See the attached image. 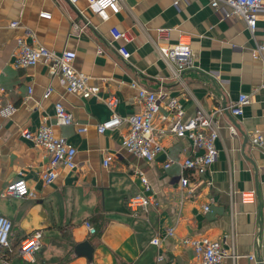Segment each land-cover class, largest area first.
Wrapping results in <instances>:
<instances>
[{
    "label": "crops",
    "instance_id": "1",
    "mask_svg": "<svg viewBox=\"0 0 264 264\" xmlns=\"http://www.w3.org/2000/svg\"><path fill=\"white\" fill-rule=\"evenodd\" d=\"M120 1L118 12L103 15L88 0H0V82L5 87L0 109L15 106L11 114L0 112V214L13 220L11 247L0 245V264H188L194 247L183 240L203 236L221 239L234 253L225 264H258L251 253L264 261V146L253 145L250 137L255 131L264 134V50L262 57L253 54L257 44H264V18L253 32L243 19L225 17L211 0ZM44 11L51 17L41 16ZM113 26L129 38L113 39ZM159 27L171 29L169 39L159 38ZM181 33L191 36L193 66L178 76L160 44L176 42ZM19 36L56 52L71 51L75 67L88 75L90 84L100 86L98 96L68 91L45 62L16 66ZM123 45L128 58L119 50ZM137 86L164 88L178 96L185 117L236 101L241 92L250 94L242 115H216L218 157L203 175L210 184L193 192L168 186L177 183L182 168L177 163L165 168L167 156L200 153L187 138L168 132L161 138L165 149L147 160L123 146L127 121L98 131L97 125L112 113L105 101L109 95L118 96L121 115L140 110ZM57 101L87 129L58 124ZM43 115L55 134L77 147L76 167L60 166L51 183L41 177L48 151L22 134L37 129ZM108 155L112 160L105 165ZM138 169L145 171L160 200L148 211L135 212L127 204L142 188ZM21 176L35 197L1 195ZM86 220L97 228L95 233ZM170 226L175 233L166 235ZM35 230L42 231L43 246L33 260H24L18 247ZM156 236L161 245L152 242Z\"/></svg>",
    "mask_w": 264,
    "mask_h": 264
},
{
    "label": "built area",
    "instance_id": "2",
    "mask_svg": "<svg viewBox=\"0 0 264 264\" xmlns=\"http://www.w3.org/2000/svg\"><path fill=\"white\" fill-rule=\"evenodd\" d=\"M90 8L96 12L106 15V11L118 12L121 8L120 0H88ZM178 4V1H176ZM211 5L220 10L225 17H239L243 19L251 31H255L260 18H264V0H211ZM43 17H51L49 12H41ZM18 21H12L10 25L17 26ZM158 36L160 39L167 40L171 34L169 27H159ZM113 39H127L126 31L117 26L111 28ZM191 36L181 33L176 42L160 44V52L175 66L178 76L182 72L193 66V53L191 47ZM124 57L130 56L129 50L123 45L119 47ZM264 44L259 43L253 49L255 57H262ZM14 64L19 67L35 65L39 62H45L49 65L55 75H58L70 92L81 93L84 97L97 95L100 86L90 84L86 73L78 70L74 65V54L69 50L56 52L44 45H39L28 41L25 37L19 36L13 53ZM1 76V70H0ZM136 85V83H133ZM137 98L141 104L139 111L130 115H121L116 107L119 102L117 95H109L105 101L111 109L110 116L97 125L99 132H105L117 128L122 122L127 121L130 125L129 130L123 135L122 144L132 154L143 157L147 160H153L165 148L162 143V137L168 132L176 134L178 137L187 138L191 141L193 151H200L195 156H183L174 158L167 156L164 162L165 168H170L177 163L182 168L177 183H170V187H179L183 191L193 192L203 183L210 184V181L203 178L208 171L209 166L216 161L218 150L216 140L219 136V124L217 114L230 112L233 115H242L245 106L250 102V94L241 92L236 99L229 104L206 111L198 109L192 116L185 117V110L178 96L171 94L167 89L159 88L152 90L147 87L137 86ZM30 87V92L32 91ZM52 86L46 89L45 95H49ZM5 87L0 82V92H4ZM15 110V106L9 104L0 112L8 115ZM55 117L58 124H76L78 131H85V125L78 123L71 111L63 102L55 103ZM230 128L235 131V126ZM22 134L30 139L35 145L46 149L50 155L47 166L41 171V177L46 183L55 181L59 174V167L66 166L71 169L76 167L77 147L69 141L64 135L55 134L48 115H43L39 127L35 130L24 129ZM251 142L256 146H264V134L255 131L251 134ZM112 160L108 155L104 159L105 165ZM185 171V172H184ZM187 171V172H186ZM190 171V172H189ZM141 177L142 188L128 197L127 204L132 211L143 209L148 211L150 207L159 206L160 200L157 196L155 187L142 169L137 170ZM196 175L195 179H192ZM1 195H17L22 197H35V189L31 188L24 177L10 182L1 192ZM205 210H211L207 203ZM91 233H95L97 228L90 220L85 221ZM13 229V220L4 214H0V245L11 247V231ZM175 233L174 226L168 227L166 235ZM194 247V257L188 264H225V259L234 253L229 250L221 239L209 236L190 238L183 240ZM152 242L161 245L162 239L156 236ZM43 246V233L41 230H35L27 235L18 247V255L24 260H33L36 252ZM250 259L258 264H264V261L258 258L254 253L249 254ZM158 259H163L159 254Z\"/></svg>",
    "mask_w": 264,
    "mask_h": 264
},
{
    "label": "trees",
    "instance_id": "3",
    "mask_svg": "<svg viewBox=\"0 0 264 264\" xmlns=\"http://www.w3.org/2000/svg\"><path fill=\"white\" fill-rule=\"evenodd\" d=\"M1 246H3V245H1ZM3 247H5V246H3Z\"/></svg>",
    "mask_w": 264,
    "mask_h": 264
},
{
    "label": "water",
    "instance_id": "4",
    "mask_svg": "<svg viewBox=\"0 0 264 264\" xmlns=\"http://www.w3.org/2000/svg\"><path fill=\"white\" fill-rule=\"evenodd\" d=\"M228 113H230V112H228Z\"/></svg>",
    "mask_w": 264,
    "mask_h": 264
}]
</instances>
